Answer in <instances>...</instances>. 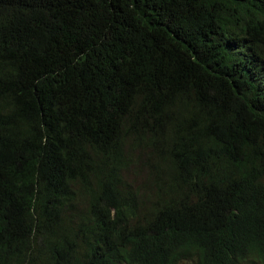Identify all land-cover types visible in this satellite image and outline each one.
Masks as SVG:
<instances>
[{"label": "trees", "instance_id": "trees-1", "mask_svg": "<svg viewBox=\"0 0 264 264\" xmlns=\"http://www.w3.org/2000/svg\"><path fill=\"white\" fill-rule=\"evenodd\" d=\"M0 264H264V0H0Z\"/></svg>", "mask_w": 264, "mask_h": 264}, {"label": "rangeland", "instance_id": "rangeland-1", "mask_svg": "<svg viewBox=\"0 0 264 264\" xmlns=\"http://www.w3.org/2000/svg\"><path fill=\"white\" fill-rule=\"evenodd\" d=\"M138 154V152L136 153ZM131 180L135 185H142L148 180L150 175V168L143 164V162H137L132 169Z\"/></svg>", "mask_w": 264, "mask_h": 264}]
</instances>
